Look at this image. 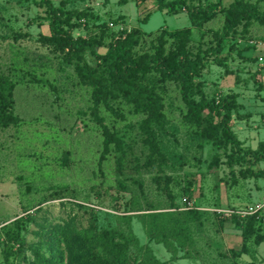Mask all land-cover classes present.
Here are the masks:
<instances>
[{
    "label": "rangeland",
    "instance_id": "1",
    "mask_svg": "<svg viewBox=\"0 0 264 264\" xmlns=\"http://www.w3.org/2000/svg\"><path fill=\"white\" fill-rule=\"evenodd\" d=\"M51 1H64L63 16L77 26L73 37L102 39L107 46L137 30L134 50L139 53L152 52L162 29L189 27L192 39L204 45L214 43L221 30L217 16L198 31L187 9L176 8L177 14L158 10L156 0L140 10L138 0L126 5L120 0ZM39 3L0 0V80L13 82L31 100L47 97L76 121L77 129L64 132L43 114L16 124L0 122V264L52 263L48 234L57 226L78 235L113 233L120 248L94 249L96 259L112 264H264V178L247 173L248 168L264 170V152L259 161H240L215 128L216 119L211 125L183 122L184 109L171 84L151 75L164 105L166 122L154 127L163 159L147 144L146 114L116 96L108 100L114 113L101 105L99 116L121 138L123 161L117 167L120 152L110 145L99 166L104 138L91 116V87L79 82L78 63L49 38L47 14ZM164 38L167 51L175 40ZM83 57L104 75L89 52ZM195 83V99L235 95L233 132L241 149L264 147V26L227 39ZM255 213L257 221L245 231L246 218ZM61 246L64 260L58 264H69Z\"/></svg>",
    "mask_w": 264,
    "mask_h": 264
},
{
    "label": "trees",
    "instance_id": "2",
    "mask_svg": "<svg viewBox=\"0 0 264 264\" xmlns=\"http://www.w3.org/2000/svg\"><path fill=\"white\" fill-rule=\"evenodd\" d=\"M149 0H138L136 8L140 10ZM158 10L176 12V8L186 10L192 28L198 31L208 21L220 18L221 30L214 34V43L204 45L196 42L191 37L189 27L161 30L152 52H137L134 47L139 41L140 31H133L125 36H117L110 44L104 46L102 39L73 37L71 30L77 26L74 21L63 16L60 5H54L51 0H40L39 6L45 7L48 19L49 38L61 48L65 49L70 58L78 64L75 73L79 82L91 87V116L102 128L103 151L98 165H101L102 158L108 152V146L116 147L120 155L116 163L121 166L123 161V143L116 133L110 132L103 124L99 116V107L104 105L113 112L108 105V100L119 97L133 107L134 112H144L146 118L142 122V129L145 133L147 144L150 150L163 159L159 143L156 137L155 126L163 127L166 120L163 113V99L155 82L149 80V76L157 77L158 82L171 84L175 97L183 106V122L199 125L203 122L214 123L225 144L237 153L240 161L261 159V152H264L263 145L256 150H242L241 142L233 132L232 115L237 113L238 106L235 102V95H226L218 101L208 100L204 96L198 99L192 97V91L197 86L195 78L199 76V70L203 67L208 58H217L223 51L224 42L235 36L244 35L254 25L264 26V0L251 3L248 0H175V2L164 3L163 0H156ZM129 0H120V5H126ZM263 6L260 7L259 4ZM143 5V6H142ZM144 9L143 11H146ZM148 13V12H147ZM146 13V14H147ZM149 15L144 16L141 24L147 22ZM157 33V32H155ZM154 33V34H155ZM103 35V33H102ZM175 40L170 49L165 51L166 39L164 36ZM212 41V42H213ZM101 47L105 48L104 53H99ZM89 52L96 61L97 67L104 69V75H100L95 67L89 65L83 55ZM43 97H46L43 95ZM47 98V97H46ZM31 100L23 91L16 88V85L9 80H0V122L16 124L31 119L37 114H43L47 118L59 123L64 132H74L77 129L75 120L59 111V109L47 98ZM10 110L12 113L10 114ZM16 111V116L13 113ZM24 114L23 116H20ZM118 118H122L119 116ZM232 155V154H231ZM263 158V157H262ZM247 173L254 178H264V170L253 171L247 169ZM232 214V212H230ZM229 213V214H230ZM235 215V214H234ZM257 221V214L246 218L245 231H248ZM64 244V251L69 255V264H112V262L101 261L95 258L94 249L98 246L113 249L121 246L114 241V234L109 231L99 233L78 235L70 229L60 226L53 227L48 234V252L50 264H58L64 260L61 251V244ZM160 264H168L167 261Z\"/></svg>",
    "mask_w": 264,
    "mask_h": 264
},
{
    "label": "built area",
    "instance_id": "3",
    "mask_svg": "<svg viewBox=\"0 0 264 264\" xmlns=\"http://www.w3.org/2000/svg\"><path fill=\"white\" fill-rule=\"evenodd\" d=\"M189 205V204H188Z\"/></svg>",
    "mask_w": 264,
    "mask_h": 264
}]
</instances>
